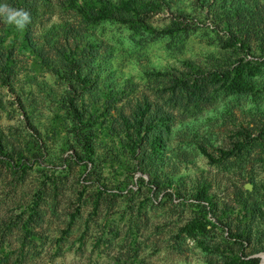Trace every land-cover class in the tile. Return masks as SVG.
Instances as JSON below:
<instances>
[{
    "label": "rangeland",
    "instance_id": "obj_1",
    "mask_svg": "<svg viewBox=\"0 0 264 264\" xmlns=\"http://www.w3.org/2000/svg\"><path fill=\"white\" fill-rule=\"evenodd\" d=\"M102 1L0 0V264L260 262L264 0H157L156 33ZM241 61L253 91L211 79Z\"/></svg>",
    "mask_w": 264,
    "mask_h": 264
},
{
    "label": "trees",
    "instance_id": "obj_2",
    "mask_svg": "<svg viewBox=\"0 0 264 264\" xmlns=\"http://www.w3.org/2000/svg\"><path fill=\"white\" fill-rule=\"evenodd\" d=\"M119 9L127 12V16H122L120 19L125 22H129L132 26L138 25L149 33H156L157 30L146 22V18L149 13H154L159 9V3L157 0H120L118 2H111L110 0H103L99 10L93 14H85V16L94 21L104 20L110 17H114L113 10ZM178 28H170L165 29L160 32H167L169 34H173L176 32ZM239 41V45L242 49H247V44L241 40L234 39L232 42L237 44ZM261 71L260 63H252V61H241L238 64H235L230 69H225L221 72L213 71L211 73V79L213 81H222L225 87L231 91L237 92H245V91H253L254 85L252 82V77ZM76 77L81 79L80 73L76 72ZM84 80V78L82 79ZM71 104L72 110L74 113H77V109L73 105L72 100H69ZM80 123H82V119L78 116ZM79 145L85 152L87 159L92 160V155L94 153L93 145L91 143L90 134L85 130L79 131L78 136ZM151 147L153 151H159L160 147V138H154L151 141ZM208 189L209 185H202L194 195V199L198 203L208 204ZM204 229H207L206 226H203ZM242 262V261H241ZM259 259L253 258L249 261L242 262L243 264H258ZM241 263V264H242Z\"/></svg>",
    "mask_w": 264,
    "mask_h": 264
},
{
    "label": "bare ground",
    "instance_id": "obj_3",
    "mask_svg": "<svg viewBox=\"0 0 264 264\" xmlns=\"http://www.w3.org/2000/svg\"><path fill=\"white\" fill-rule=\"evenodd\" d=\"M260 264H264V253L261 254V261H260Z\"/></svg>",
    "mask_w": 264,
    "mask_h": 264
},
{
    "label": "water",
    "instance_id": "obj_4",
    "mask_svg": "<svg viewBox=\"0 0 264 264\" xmlns=\"http://www.w3.org/2000/svg\"><path fill=\"white\" fill-rule=\"evenodd\" d=\"M260 263V262H259Z\"/></svg>",
    "mask_w": 264,
    "mask_h": 264
}]
</instances>
